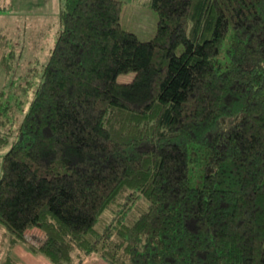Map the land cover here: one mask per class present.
<instances>
[{
    "label": "trees",
    "instance_id": "obj_1",
    "mask_svg": "<svg viewBox=\"0 0 264 264\" xmlns=\"http://www.w3.org/2000/svg\"><path fill=\"white\" fill-rule=\"evenodd\" d=\"M123 2L60 0L26 67L0 30V264H264V0H150L149 39Z\"/></svg>",
    "mask_w": 264,
    "mask_h": 264
},
{
    "label": "rangeland",
    "instance_id": "obj_2",
    "mask_svg": "<svg viewBox=\"0 0 264 264\" xmlns=\"http://www.w3.org/2000/svg\"><path fill=\"white\" fill-rule=\"evenodd\" d=\"M59 6L60 0H0V30L12 38L17 50L23 49L24 55L21 62L24 67L29 64L30 60L41 63L48 59L50 47L60 25ZM157 23L158 13L150 5V0H124L122 11L124 28L135 31L142 39H149L154 35ZM2 55L3 50L0 49V58ZM134 75L135 72L130 70L119 73L118 79L129 81ZM5 79L6 74L0 64V87ZM8 147L9 145L0 147V157ZM2 230L1 227L0 260L5 256L8 247V236ZM32 234H28V237ZM47 261L48 264H54L49 257ZM37 264H47V262L41 261ZM84 264L110 263L100 253L93 251Z\"/></svg>",
    "mask_w": 264,
    "mask_h": 264
},
{
    "label": "crops",
    "instance_id": "obj_3",
    "mask_svg": "<svg viewBox=\"0 0 264 264\" xmlns=\"http://www.w3.org/2000/svg\"><path fill=\"white\" fill-rule=\"evenodd\" d=\"M12 255L16 259V264H37L38 262L41 263V261H45L48 264V257L46 254L42 252H33L25 243L22 242L15 246L12 251ZM89 255L85 258V260L88 259ZM85 260L81 264H84Z\"/></svg>",
    "mask_w": 264,
    "mask_h": 264
}]
</instances>
